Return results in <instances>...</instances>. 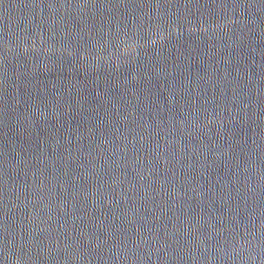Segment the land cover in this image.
I'll use <instances>...</instances> for the list:
<instances>
[{
	"label": "water",
	"instance_id": "95a60500",
	"mask_svg": "<svg viewBox=\"0 0 264 264\" xmlns=\"http://www.w3.org/2000/svg\"><path fill=\"white\" fill-rule=\"evenodd\" d=\"M212 0H0V264H218Z\"/></svg>",
	"mask_w": 264,
	"mask_h": 264
}]
</instances>
